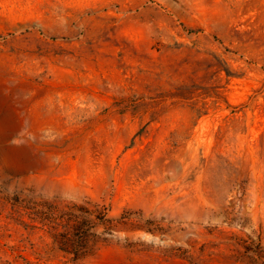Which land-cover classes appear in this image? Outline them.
I'll list each match as a JSON object with an SVG mask.
<instances>
[{
  "label": "rangeland",
  "instance_id": "rangeland-1",
  "mask_svg": "<svg viewBox=\"0 0 264 264\" xmlns=\"http://www.w3.org/2000/svg\"><path fill=\"white\" fill-rule=\"evenodd\" d=\"M0 264H264V0H0Z\"/></svg>",
  "mask_w": 264,
  "mask_h": 264
}]
</instances>
